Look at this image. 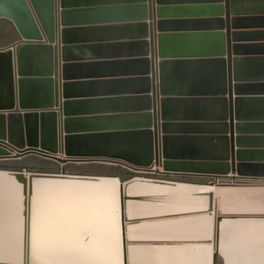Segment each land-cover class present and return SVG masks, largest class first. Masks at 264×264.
Masks as SVG:
<instances>
[{
    "label": "water",
    "instance_id": "95a60500",
    "mask_svg": "<svg viewBox=\"0 0 264 264\" xmlns=\"http://www.w3.org/2000/svg\"><path fill=\"white\" fill-rule=\"evenodd\" d=\"M166 1L118 4L117 0H0V21L16 35L14 42L0 47V161L15 160L18 166L0 170L33 176L78 175L67 170L69 164L101 161L137 171L151 168L147 178L157 176L215 187L264 186V163L253 162L256 155L264 154V149L253 150L252 136L235 137L231 130L240 134L257 126L264 129V123L252 122L264 120V114L258 116L251 110L264 104V92H249L252 86L264 87V53H233L232 57L234 47L236 51L242 45H231L232 33L233 42L243 41L240 29L251 25L242 22L241 16L264 17V0H224L223 5L185 7L166 6ZM191 8H217L219 17L166 16L172 10ZM136 11L138 17L125 15ZM84 14L92 19L78 20ZM230 15L237 20L234 30L239 29L232 33ZM258 24L264 26V18ZM124 25L143 29L137 43L145 47V53L133 60L143 63L142 72L78 77L75 70L82 65L102 67L124 60L59 62V51L64 61H74L68 60L78 48L70 44L71 34ZM154 25L158 34L153 32ZM184 27L189 30L176 29ZM260 31L264 34V29ZM217 36L224 37V46L195 45L177 50L169 45L171 39L179 37ZM127 83H139L140 91L120 88ZM80 85L97 87L98 91L76 95ZM126 101H142L144 105L119 106ZM186 142H197L202 147L187 149L182 146ZM217 144L222 148L216 151ZM24 156L52 160L59 168L36 170L20 163ZM34 179L25 180L31 189L25 196L23 216L24 264L30 259V194ZM217 257L215 249V264ZM122 264H126L124 256Z\"/></svg>",
    "mask_w": 264,
    "mask_h": 264
},
{
    "label": "bare ground",
    "instance_id": "6f19581e",
    "mask_svg": "<svg viewBox=\"0 0 264 264\" xmlns=\"http://www.w3.org/2000/svg\"><path fill=\"white\" fill-rule=\"evenodd\" d=\"M147 169L143 173L152 174ZM150 177H133L122 185L110 176H33L0 170V263L24 264L23 216L31 189L26 181L34 179L28 264L79 262L71 250L81 248V237L85 231L92 236L93 229L114 233L115 240L106 235L102 242L119 245L111 251L118 264L123 256L126 264H215V249L216 264H264V190ZM213 188L218 190L217 207ZM221 188L229 189L219 196ZM222 203L237 206L220 224L216 214L221 213ZM167 217L171 219L161 220ZM178 217L185 220H174ZM211 231L212 240L207 242Z\"/></svg>",
    "mask_w": 264,
    "mask_h": 264
},
{
    "label": "crops",
    "instance_id": "0c3cea01",
    "mask_svg": "<svg viewBox=\"0 0 264 264\" xmlns=\"http://www.w3.org/2000/svg\"><path fill=\"white\" fill-rule=\"evenodd\" d=\"M87 1V3H100L101 0H82ZM136 1L139 0H117L118 4L128 3L133 4L136 3ZM221 3L223 5L224 0H167L165 4L166 6L172 5V6H178V7H185V6H191V5H205V6H214ZM156 6H158V3H156ZM137 10V9H135ZM136 12H128L125 13L126 17H138L139 15ZM219 14L217 8L214 9H207V8H191V9H176L172 10L167 16V18H182V19H192L193 17H200V18H214L219 17L217 16ZM92 16H85L80 15L78 20L81 19L82 21L85 19H92L90 18ZM95 17V16H93ZM223 18V16H221ZM158 20V19H157ZM149 22L148 19L146 20V23ZM230 22H231V33L234 30L233 25L237 24V20L235 16L230 15ZM249 23V22H248ZM259 23V22H258ZM257 22H251V25L245 26V27H254L256 29H264L263 25L258 24ZM207 23H205L202 26H205ZM6 27L8 29V32L11 34V38H9V41L7 43H0V47H7L12 42L16 40L15 32L12 28H9V26L4 22L0 21V31L3 29L2 27ZM243 27V28H245ZM153 32L158 34L159 31L156 25L153 26ZM177 30H189L188 28H176ZM175 30V29H173ZM204 30H207L204 28ZM224 32V30H221ZM206 32V31H204ZM143 36V29L141 27H133L129 25H124V27L120 28H112V29H87V30H81L79 32H75L71 34L70 44L71 45H77L78 48H76L72 52L71 59L68 60H74V61H64L62 57V53L59 51V62L65 63V62H80V61H93L95 59H113V60H124V63L120 64H112V65H103L102 67L96 66V65H82L79 68L75 70V72L80 76H94V75H102L104 74H125V73H139L142 72L143 63L135 62L133 61L137 57L143 55L145 52V47L142 44H138L137 41L139 38ZM234 34L231 35V45L234 47L237 44H241L242 46L238 47V49L235 51V47L232 52L234 54H258L264 53V34L260 37H255L251 41H237L233 42ZM148 39V38H147ZM56 41V40H55ZM104 42V44H103ZM221 42V43H220ZM57 43L58 46H61L59 36L57 37ZM221 45L224 46V37L219 38L218 36L215 38L211 37H205V38H188V37H179L175 39H171L170 46L174 49H187L192 46H203V47H219ZM59 77H61L62 72L58 70ZM60 82H64L63 79L59 78ZM72 81V80H70ZM234 83V82H233ZM120 88H124L123 90L127 91H140L141 87L139 83H127L125 85H122ZM60 91V90H59ZM97 90V87H92L88 85H80L79 88H76V95L80 94H95ZM251 93H261L264 92V87L259 86H252L250 91ZM64 100V98L62 99ZM144 103L142 101H126L125 103L119 104V106H123L124 108H139L142 107ZM253 113L258 116H262L264 114V104L257 105L253 109L251 108ZM255 122V124L264 123V120H256L252 121ZM236 123V122H234ZM227 130L230 131L229 123ZM233 132V135L235 137L244 135V136H252L253 143L251 144L252 149L255 151H261L264 149V129H260L259 126H257V129L252 130L251 132L246 133H240L236 134L235 130L231 129ZM64 134V133H63ZM228 135V134H227ZM230 147V142H228ZM202 144H199L197 142H186L183 143V147L187 149H193L196 147H202ZM221 144H217L215 147V150H220L222 147ZM212 147V146H211ZM235 149L236 144H235ZM254 163L256 164H263L264 163V154L263 155H256L254 157Z\"/></svg>",
    "mask_w": 264,
    "mask_h": 264
},
{
    "label": "rangeland",
    "instance_id": "374dc122",
    "mask_svg": "<svg viewBox=\"0 0 264 264\" xmlns=\"http://www.w3.org/2000/svg\"><path fill=\"white\" fill-rule=\"evenodd\" d=\"M263 18H261V16H259V17H257V16H241L240 20L242 19V22H249V23L257 22L258 23L260 21V19H263ZM2 28L3 29L0 31V43H3V42L7 43L9 41V38H11V34L8 32V29L6 27L3 26ZM240 30L242 31L241 36H242V38H244V41L252 40L255 37L263 36V33H261L260 29H256L254 27L243 28V29H240ZM30 158H32V157H30ZM16 161H18V160H16ZM75 166H77V167H75ZM159 169H161V168H159ZM67 170L74 171V173H78V174L89 173L90 172L91 174L96 173V174H98L100 176L110 175V176H115L119 180H123V181H127L128 179H131L133 177L134 178L147 179V178H145V176H147V175L145 173H143L145 171H141V172L138 173V171L131 170L128 167H125V166L120 165V164H114L113 165V163L107 164L106 162L103 163L101 161H99V162L98 161L82 162V164H77V165L69 164L68 167H67ZM147 170H149V169H147ZM150 179H154V177H150ZM166 179H168V178H166ZM162 180H164V179L162 178ZM166 181H168V180H166ZM184 181H187V180H184ZM183 183H187V182H183ZM188 184L196 185V184H192V183H188ZM252 187L253 188H250L248 190L249 191H256V190L257 191H261V190H264V186L255 185V186H252ZM227 189H229V188H227ZM227 189L221 188L219 196L223 195L225 193L224 191H228ZM217 191H218L217 188H213V190H212V193H213L212 194L213 195V201L212 202H213L214 206L216 205L214 203L215 200L218 199V196L216 194ZM222 204L223 205H222V208H221V213L219 215L216 214V221H218L220 219V224H222L224 217L227 216V215H230L231 213H233V210H235L236 206H237L236 203H231V204L222 203ZM215 207H217V206H215ZM245 208H247L248 209L247 211L249 212V209L251 207L248 205V206H245ZM214 210H215V208L212 209L211 213H213ZM217 211H218V209H217ZM247 211H245V212H247ZM228 213H230V214H228ZM188 216H190V215H188ZM179 218H180V220H185V219H183L181 217H178V219H174V220H179ZM164 219H166V220L168 219L169 220L171 218H169V217L161 218V220H164ZM143 221L144 220H141V221H138V222H143ZM181 223H183V222H181ZM183 225H185V224L183 223ZM209 236H210V234H209ZM206 240H207V242L212 240V231H211V236L209 238H206ZM220 240H221V237H220L218 243L220 242Z\"/></svg>",
    "mask_w": 264,
    "mask_h": 264
},
{
    "label": "flooded vegetation",
    "instance_id": "af4514ba",
    "mask_svg": "<svg viewBox=\"0 0 264 264\" xmlns=\"http://www.w3.org/2000/svg\"><path fill=\"white\" fill-rule=\"evenodd\" d=\"M183 180L190 181L191 178L183 177ZM92 236L89 233H84L81 237L83 246L81 248L72 249L71 252L76 253L80 261L73 264H118L115 261V256L111 251H115L119 245L105 246L102 241L107 239V236H112L116 239L114 233H103L98 229L90 230ZM107 235V236H106ZM86 239V240H85ZM82 253V258L79 256ZM72 264V263H71Z\"/></svg>",
    "mask_w": 264,
    "mask_h": 264
},
{
    "label": "trees",
    "instance_id": "16d2710c",
    "mask_svg": "<svg viewBox=\"0 0 264 264\" xmlns=\"http://www.w3.org/2000/svg\"><path fill=\"white\" fill-rule=\"evenodd\" d=\"M20 163L22 164H28V166L34 167V169H49V170H58V164L52 160L48 159H42V160H36L33 157L30 158V156H24L22 159H20ZM0 167H5L8 169H14L18 166L16 165L15 160L14 161H0Z\"/></svg>",
    "mask_w": 264,
    "mask_h": 264
}]
</instances>
